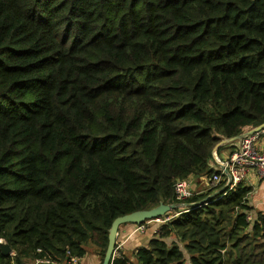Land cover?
I'll return each instance as SVG.
<instances>
[{"label":"trees","instance_id":"obj_1","mask_svg":"<svg viewBox=\"0 0 264 264\" xmlns=\"http://www.w3.org/2000/svg\"><path fill=\"white\" fill-rule=\"evenodd\" d=\"M263 123L264 0H0V264H102L113 222L161 203L112 264H264L250 187L175 191Z\"/></svg>","mask_w":264,"mask_h":264},{"label":"built area","instance_id":"obj_2","mask_svg":"<svg viewBox=\"0 0 264 264\" xmlns=\"http://www.w3.org/2000/svg\"><path fill=\"white\" fill-rule=\"evenodd\" d=\"M262 135H264V132L244 137L242 140L236 143V148L230 155L229 159L226 162H219L221 166L218 169L219 173H216L210 177V184L212 188H217L222 182L226 181L224 189L227 188L228 191H232L238 184L244 182L247 179L249 172L252 170L256 171L260 179L264 181V150L259 146ZM230 179H232L231 183ZM175 191L177 198L181 201H185L194 195L190 185L186 181L179 182L176 185ZM172 218L173 216L166 219L155 220V222L158 224H163ZM149 223L150 222L147 224ZM146 225L137 226L135 231L141 232L146 227ZM116 253L117 249L115 252V257L120 255H117ZM32 264L60 263L52 261L50 258H37ZM64 264H82V260L77 257H70L67 259V261H65Z\"/></svg>","mask_w":264,"mask_h":264},{"label":"crops","instance_id":"obj_3","mask_svg":"<svg viewBox=\"0 0 264 264\" xmlns=\"http://www.w3.org/2000/svg\"><path fill=\"white\" fill-rule=\"evenodd\" d=\"M259 146L264 150V135L260 138ZM235 148L236 144L222 146L220 151H218V161L215 159V162L211 163V167L218 171L219 167H221L219 162H226ZM187 183L195 194H205L211 189L210 177L207 175L200 177L192 176ZM242 183L252 189L249 196V205L254 207L257 211L264 213V181L260 179L256 171L252 170L249 172L247 179ZM217 194V192H213L208 198L215 197ZM186 207V205H182L180 209H185ZM158 228L159 226L151 229L144 228L141 232H136L135 228L131 225L121 227L117 239L116 254H124L126 257L133 259V253L138 248L143 247L142 243L146 242L148 244L151 239L154 238ZM30 264H32V262H30ZM82 264H101V257L98 251L96 249L88 250L87 256L82 260Z\"/></svg>","mask_w":264,"mask_h":264},{"label":"water","instance_id":"obj_4","mask_svg":"<svg viewBox=\"0 0 264 264\" xmlns=\"http://www.w3.org/2000/svg\"><path fill=\"white\" fill-rule=\"evenodd\" d=\"M262 132H264V123L262 125L256 127L255 129L247 132V133L241 134V135L233 137V138L223 139L214 148L213 156L224 145L235 144L238 141L242 140L244 137L252 136L255 134L262 133ZM231 182H232V179H230V183ZM226 189L227 188H225L224 190H226ZM203 202H206V200H204ZM186 206H188V205H186ZM178 208H179L178 205H167V204L161 203L159 206H157L155 208H152L149 210L137 211V212H134V213H131V214L117 218L113 222V224L109 230L108 246H107L106 253H105L102 264H112L113 263V260L115 258V252H116V246H117V239L119 236V230L122 226L128 225V224L142 226L145 223L162 219V217L170 214L171 212L176 211ZM0 250L5 255H9L12 252L9 245L6 244L3 240L0 241Z\"/></svg>","mask_w":264,"mask_h":264},{"label":"rangeland","instance_id":"obj_5","mask_svg":"<svg viewBox=\"0 0 264 264\" xmlns=\"http://www.w3.org/2000/svg\"><path fill=\"white\" fill-rule=\"evenodd\" d=\"M236 144V143H235ZM228 145V144H227ZM219 151V150H218ZM217 155H218V152L213 156V162H215L214 160L216 159V161H218V159H217ZM210 186H211V184H210ZM215 189H217V188H212L211 187V189L209 190V192H212V190H215ZM175 213H176V211H174V212H171L169 215H170V217H172V216H175ZM156 226H159L160 227V224H158V223H156L155 221H152V222H150L149 224H147L146 225V227H145V229H151V228H153V227H156ZM133 228H135L136 229V227H134V225H133ZM169 241L170 242H172V241H176V242H178V244H179V246L181 247V249L184 251V245L176 238V237H172V238H170L169 239ZM142 245L144 246V245H148L146 242H144V243H142ZM96 248H94V246H89L88 247V250H95ZM91 253V252H90ZM185 255H186V257H187V259L189 258V256L187 255V253L185 252Z\"/></svg>","mask_w":264,"mask_h":264}]
</instances>
